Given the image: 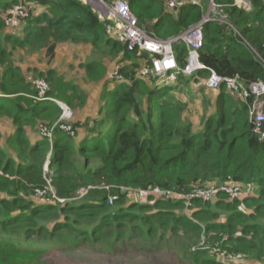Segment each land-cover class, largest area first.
I'll list each match as a JSON object with an SVG mask.
<instances>
[{"label": "trees", "instance_id": "trees-1", "mask_svg": "<svg viewBox=\"0 0 264 264\" xmlns=\"http://www.w3.org/2000/svg\"><path fill=\"white\" fill-rule=\"evenodd\" d=\"M120 1H126L137 22L160 40L177 36L204 14L183 5L177 16L170 14L173 19L164 0ZM246 1L250 12L235 5V0H215L233 28L217 23L203 26L204 43L198 54L206 68L192 77L179 74L176 81L154 89L137 76L140 65L133 62L135 52L109 38L103 20L80 0H28L33 10L22 23L23 36L5 24L19 0H0V119L12 133L0 143V237L42 242L69 231L84 244L112 237L116 244L124 230L132 234L142 226L141 234L149 242L171 234L190 238L196 245L203 235L207 244L221 242L220 248L232 256L264 263V122L260 138L249 116L251 99L221 86L214 91L215 114L203 116L194 132V119L184 117L187 105L171 94L179 85L192 91L197 79L210 71L237 78L244 89L264 82V0ZM65 44H89L100 56L84 65L87 81L95 86L107 74L102 58L116 59L123 53L130 62L121 68L124 81H108L118 84L112 92L107 84L102 87L104 116L72 123L75 138L57 128L62 114L57 102L70 108L82 102L77 86L55 70L37 73L35 77L50 89L48 101H34L39 93L33 87L36 79L30 83L12 61L17 50H43L53 60L57 47ZM173 50L183 68L184 45L174 44ZM55 123L49 142L40 128ZM48 156L54 174L49 179L52 192L44 180ZM204 183L216 186L214 201L152 197L148 204H129L130 189L188 194ZM230 187L247 195L231 198L226 190ZM80 189H87V194L75 203ZM54 197L66 202L58 203ZM187 204L193 211L183 215ZM200 253L199 264H222L211 251Z\"/></svg>", "mask_w": 264, "mask_h": 264}, {"label": "rangeland", "instance_id": "rangeland-1", "mask_svg": "<svg viewBox=\"0 0 264 264\" xmlns=\"http://www.w3.org/2000/svg\"><path fill=\"white\" fill-rule=\"evenodd\" d=\"M3 1L11 2L12 0ZM20 2L22 0H19ZM20 31L16 29L13 32L18 35ZM106 34L109 38L115 40L111 33L106 31ZM97 57L100 56L89 44H65L61 45L55 52L53 61L49 60L46 55L44 56L43 50L37 52L17 50L12 61L14 66L28 77L30 83L33 79H41L35 77L37 73L53 70L64 75L68 81L73 82L83 95V101L77 102L72 108L65 106L63 118L61 116L60 120L80 124L87 123V120L91 121L94 118L99 119V111L102 104L104 105L102 87L107 84V90H111L118 85L108 81L118 68L121 56L116 59L105 56L100 60L106 66L107 74L104 81L98 82V86L87 81L84 65L89 61L98 60ZM133 62L139 63L138 61ZM139 71L137 70V73ZM41 80H37L35 85L38 86L40 83L45 85ZM205 80V77L198 78L195 87L206 90L204 87ZM120 81H124V78ZM176 96L181 97L180 95ZM234 96L238 97V95ZM85 118H87L86 121ZM4 122L1 123L0 119V129L5 128L6 121ZM10 132L11 128L8 135L7 131L2 130L3 137L0 143L9 136ZM208 188L211 191L204 192V194L210 197L213 195V189L211 185ZM252 191L254 190L252 189ZM244 194L242 193L238 198ZM83 196H86V194L79 193L75 199L81 200ZM128 198L133 200L129 204L139 203L134 201L136 198L145 201L146 204L149 203L147 198H141L139 193H130ZM188 213H191L188 209L183 211V215H188ZM48 226L52 227L53 224L49 222ZM138 227L139 229H133L132 234L129 232L130 230H124L121 234L122 239L119 238L117 240L119 242L116 244L114 237L102 242L84 244L77 242L75 232L69 231L60 232L58 235L42 242L25 241L20 236L5 237V239L0 237V264H199L202 254L200 252H206L207 250L211 251L214 259L222 264H264L245 256H232V254L220 248L221 242L214 245L207 244L206 237L203 235L196 245L190 242V238L186 240L185 238L173 237L171 234L166 235L162 241L161 238L156 237L149 242L145 239V234H141L142 226ZM110 245L114 246L111 248Z\"/></svg>", "mask_w": 264, "mask_h": 264}, {"label": "built area", "instance_id": "built-area-1", "mask_svg": "<svg viewBox=\"0 0 264 264\" xmlns=\"http://www.w3.org/2000/svg\"><path fill=\"white\" fill-rule=\"evenodd\" d=\"M82 1L89 3L90 6L98 12L101 19H106V31L111 33L116 41L126 45L129 49H135L137 55L143 54L144 56H148L149 60L145 59L143 61V66L139 74L141 77H153L159 82H163V80H175L178 74L192 76L197 71L205 69V66L199 61L198 54V51L203 46V26L205 24L213 22L228 25L233 28L232 24L228 22L223 6L216 4L215 0H165V10L172 16H177L183 5L202 9L204 7V2L207 1L208 7L206 13L197 24L189 27L176 37L167 40H159L151 36L144 26L138 24L127 2L119 0L108 4L103 0ZM235 4L246 11L249 10V5L244 0H235ZM32 10L33 7L28 3V0H22V2L9 10L5 19V24L9 29L16 31V29L30 17ZM174 44H183L186 49V65L183 69L178 67L172 48ZM120 78L118 66L111 79L119 80ZM221 85H224L227 90L243 92L244 98H252L250 118L254 124V132L260 133L264 121V113L262 111L264 104V82L252 83L247 89H244L237 78L221 77L212 71L204 82V87L208 90H217ZM37 88L40 94L43 95L45 93L46 86L42 83L38 84ZM60 128L68 135H73V130L70 125L64 123ZM53 130L54 126L51 128H40V134L43 138L51 141ZM226 190L233 196L238 195L232 187ZM208 191H211V189L200 186L195 187L188 194L179 192L174 193L170 190L161 189H154L148 192L139 191L138 193L141 198L153 196L155 198L182 199L185 201H190L192 198H203L205 201H209V198L210 200L213 199L216 190L213 189V195L210 197L204 194V192ZM112 201L111 198L109 202L112 203Z\"/></svg>", "mask_w": 264, "mask_h": 264}, {"label": "clouds", "instance_id": "clouds-1", "mask_svg": "<svg viewBox=\"0 0 264 264\" xmlns=\"http://www.w3.org/2000/svg\"><path fill=\"white\" fill-rule=\"evenodd\" d=\"M82 3H84V4H86V5H88L97 15H98V17H99V14H98V12H96L91 6H90V4L89 3H87V2H84V1H82V0H80ZM103 1H105V0H103ZM165 1V0H164ZM244 1H246V0H244ZM106 2V1H105ZM126 2V1H125ZM106 3H108V2H106ZM246 3L249 5V10L248 11H246V10H244V9H242L243 11H245V12H250V10H251V5H250V3H248L247 1H246ZM19 4V3H18ZM108 4H111V3H108ZM128 4V3H127ZM235 4V3H234ZM204 5H207V2H204ZM235 5H237V4H235ZM238 6V5H237ZM207 7L208 6H204L203 8H205V10L202 8V10H203V12H204V14L206 13V11H207ZM239 7V6H238ZM130 8V7H129ZM164 9H165V6H164ZM198 9H200V8H198ZM166 11V10H165ZM132 12V11H131ZM167 13V12H166ZM167 14H169V13H167ZM203 14V15H204ZM170 15V14H169ZM136 17V16H135ZM170 17H172L171 15H170ZM173 19H176V18H174V17H172ZM99 19H101L100 17H99ZM137 19V18H136ZM101 20H103V22L106 24L107 23V21H106V19H101ZM211 23H213V22H211ZM139 24V23H138ZM217 24H219V23H217ZM140 25V24H139ZM222 25V24H221ZM143 26V25H142ZM106 28V27H105ZM17 29H19V30H21L19 33H18V35H20V36H23V34H22V29H23V26H22V24L19 26V28H17ZM8 30H9V28H8ZM12 31H14V30H12ZM14 33V32H13ZM15 34V33H14ZM150 34V33H149ZM151 35V34H150ZM152 36V35H151ZM154 37V36H153ZM174 37H176V36H174ZM155 38V37H154ZM170 38H172V37H170ZM157 39V38H156ZM169 39V38H168ZM160 40V39H159ZM165 40H167V39H165ZM116 41V40H115ZM118 42V41H117ZM203 43H204V37H203ZM123 45V44H122ZM173 48V47H172ZM129 49V48H128ZM130 51H132V52H135V55H136V58H137V60L136 61H138L139 62V65H140V67L138 68V70H140L141 69V67L143 66V61L145 60V59H147V60H149L148 59V56H144L143 54H141V55H137V51L135 50V49H129ZM186 50V49H185ZM174 51V50H173ZM175 54V53H174ZM121 56V59H119V62H118V66H119V75L121 76V78L120 79H123L124 78V76L122 75V71H121V68L124 66V65H126V64H129L130 62L129 61H127L126 59H124V54L122 53V54H120L119 55V57ZM118 57V58H119ZM143 57H145V58H143ZM175 58H176V56H175ZM186 58H187V55H186ZM177 61V60H176ZM200 61V60H199ZM178 63V62H177ZM186 65V64H185ZM178 67H179V65H178ZM185 67V66H184ZM183 67V68H184ZM180 68V67H179ZM183 68H180V69H183ZM206 68V67H205ZM198 72V71H197ZM196 72V73H197ZM211 72V71H210ZM213 72V71H212ZM195 73V74H196ZM215 73V72H214ZM194 74V75H195ZM216 74V73H215ZM179 75V74H178ZM178 75L176 76V78H175V80H171V81H169V83H172V82H174V81H176V79H177V77H178ZM194 75H192V76H194ZM209 75H210V73H209ZM208 75V76H209ZM137 76L140 78V79H143V80H146L147 82H148V85H150L151 87H154V89H161V88H164L165 87V85H167V84H169V83H165V84H162V82H159V81H157L155 78H150V77H141L140 76V74H139V72L137 73ZM185 76V75H184ZM192 76H186V77H192ZM208 76H206L205 78H207ZM41 78V77H40ZM230 78H232V77H230ZM120 79L119 80H112V79H110V80H112V81H117V82H119L120 81ZM37 80H41V79H36L35 80V82L37 81ZM0 81H1V78H0ZM41 81H43V80H41ZM129 81V80H128ZM164 81H166V80H163V82ZM35 82H34V84H33V87L34 88H36L37 90H38V88H37V86L35 85ZM44 83H45V86H46V89H45V93L42 95V94H40V91L38 90V94L36 95V99L34 100V101H37V102H42V101H48V98H47V93H48V91H49V89H50V87H49V85L45 82V81H43ZM130 82V81H129ZM259 82H262V81H259ZM221 86H224V85H221ZM220 86V87H221ZM225 87V86H224ZM249 87V86H248ZM247 87V88H248ZM114 88L115 87H113L111 90H108L109 92L111 91H113L114 90ZM206 88V87H205ZM207 89V88H206ZM219 89V88H218ZM208 90V89H207ZM211 91H215V90H211ZM236 93H238V92H236ZM241 95H242V98L243 99H247V98H244V95H243V93H240ZM236 95H238V94H236ZM1 96V95H0ZM234 97H236L237 98V96H234ZM251 99V104H252V98H250ZM263 101H264V99H263ZM51 102V101H50ZM57 104L59 105V107L62 109V114H61V116H62V118H63V112H64V107L65 106H67V105H65L64 103H61V102H57ZM251 107V106H250ZM101 108H103V104H102V107ZM251 109V108H250ZM250 109H249V116H250ZM262 111H263V113H264V104H263V109H262ZM60 116V117H61ZM100 116H104V112H101V114H100V111H99V119H100ZM94 119H98V118H94ZM264 122V121H263ZM58 123H60L58 126H57V128L58 129H60V130H62L61 128H59V126L60 125H62V124H64V123H66V124H68V125H70L71 126V128H72V130H73V126H72V122L71 123H67L66 121H62V120H60V118H59V121H58ZM54 126V129L56 128V123L53 125ZM52 126V127H53ZM63 131V130H62ZM105 131H109V129H106ZM63 132H65V131H63ZM256 133V132H255ZM65 134L67 135V136H71L72 138H75V132H74V130H73V135H68L66 132H65ZM260 138L261 137H263V133L262 132H260V133H256ZM45 139V138H44ZM47 140V139H46ZM47 141H49V140H47ZM50 142V141H49ZM49 169V156L47 157V160H46V162H45V164H44V168H43V171H44V174H45V178H44V180H45V182H46V186L48 187V189L52 192L53 190H52V185L50 184V182H49V179L51 178V177H53V172ZM202 186H205V187H207L206 186V184L204 183ZM211 187L212 188H214V187H216V186H213V185H211ZM208 188V187H207ZM155 189H159V188H155ZM209 189V188H208ZM252 189L254 190L255 188L254 187H252ZM154 190V189H153ZM142 191H144V190H142ZM150 191H152V190H150ZM171 191V190H170ZM138 193L139 191H134V190H129V194L128 195H130V193ZM146 192H148V191H146ZM79 193H83V195L84 194H87V189H80L76 194H75V196H74V199L72 200L73 202H75V203H78V202H81L84 198H85V196H83L82 197V199L81 200H78V199H75L76 197H77V195L79 194ZM229 195H230V197L231 198H238L239 196H240V194H238V195H236V196H233L232 194H230L229 193ZM216 196H217V191L215 192V194L213 195V199L212 200H209V201H214L215 199H216ZM129 197V196H128ZM152 197L153 196H149L148 198H147V202H150L151 201V199H152ZM112 197L110 196L109 197V200L111 199ZM155 198V197H154ZM54 199L58 202V203H64V202H66L65 200H62V199H57V198H55L54 197ZM113 200V199H112ZM167 200V199H166ZM171 200H177V201H181L182 199H171ZM133 200L132 199H130L129 200V202H132ZM134 201H136V202H139V203H137V204H146L145 203V201H142L141 199H139V198H136ZM183 201H185V200H183ZM205 201V200H204ZM112 203H113V201H112ZM112 203H110L109 202V204L110 205H112ZM186 209H188L189 211H193V209H192V207L190 206V205H187L186 206Z\"/></svg>", "mask_w": 264, "mask_h": 264}, {"label": "crops", "instance_id": "crops-1", "mask_svg": "<svg viewBox=\"0 0 264 264\" xmlns=\"http://www.w3.org/2000/svg\"><path fill=\"white\" fill-rule=\"evenodd\" d=\"M3 2H8V1H3ZM60 46L61 45L57 47L56 52ZM16 52L13 53L12 59L14 58ZM43 54L44 56L46 55L44 51H43ZM165 83H169V80L162 82V84H165ZM173 90L174 91H172L171 94L175 96L176 99H178L180 102L187 105L184 116L194 119V122H195V125L193 126L194 132L199 128V124L203 116L208 117V116H212L215 114L216 112L215 108L217 107L216 106L217 105L216 92L207 90V89L206 90L199 89L198 87H195L191 91L189 88H185V87L182 88L181 85L177 86ZM176 95H180L181 97L176 96ZM204 95L206 96L205 98H204ZM1 123H5V122L1 121ZM9 129H10V126L6 124L5 128L2 127V129H0V134L2 135V130H5L7 131V135H8ZM11 134L12 133H10L9 135ZM82 136L83 135L81 133L79 138H81Z\"/></svg>", "mask_w": 264, "mask_h": 264}]
</instances>
